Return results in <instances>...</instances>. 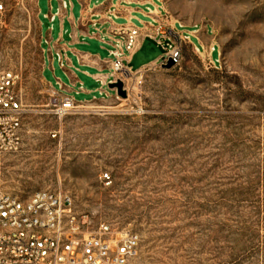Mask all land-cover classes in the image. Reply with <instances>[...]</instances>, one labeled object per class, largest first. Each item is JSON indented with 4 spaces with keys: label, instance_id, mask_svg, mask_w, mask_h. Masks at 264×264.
I'll return each mask as SVG.
<instances>
[{
    "label": "rangeland",
    "instance_id": "374dc122",
    "mask_svg": "<svg viewBox=\"0 0 264 264\" xmlns=\"http://www.w3.org/2000/svg\"><path fill=\"white\" fill-rule=\"evenodd\" d=\"M127 1L142 32L179 34L181 64L155 63L169 41L145 38L126 98L77 73L92 93L64 87L79 109L59 118L52 91L69 80L56 56L50 67L49 22L38 0H0V69L19 76L24 109L21 150L0 154V191L67 196L93 228L130 226L142 264H264V0Z\"/></svg>",
    "mask_w": 264,
    "mask_h": 264
},
{
    "label": "built area",
    "instance_id": "2783aa9c",
    "mask_svg": "<svg viewBox=\"0 0 264 264\" xmlns=\"http://www.w3.org/2000/svg\"><path fill=\"white\" fill-rule=\"evenodd\" d=\"M4 6L0 4V16ZM1 27V26H0ZM147 31V27L143 29ZM127 24L113 28L101 42L111 45V80L122 81L130 91L128 79L134 72L129 63L141 46V38H151L168 50L155 63L161 67L172 60L173 67L181 64L183 45L179 34H165L162 26L153 37ZM125 51L128 54H125ZM19 76L0 69V154L17 153L22 148L21 126L24 109L16 85ZM117 94V93H116ZM117 98L118 94L116 95ZM52 113L63 118L79 109L69 94L53 90ZM140 234L130 226L102 222L91 227L87 215L78 216L70 198L51 192H37L28 198L0 191V264H142Z\"/></svg>",
    "mask_w": 264,
    "mask_h": 264
},
{
    "label": "crops",
    "instance_id": "0c3cea01",
    "mask_svg": "<svg viewBox=\"0 0 264 264\" xmlns=\"http://www.w3.org/2000/svg\"><path fill=\"white\" fill-rule=\"evenodd\" d=\"M53 1L47 0V10L44 12L38 0V10L39 17L49 22V28L45 30L44 22L40 21V33L48 44L47 51L51 54L50 67L54 71L53 59L56 56L60 69L69 80V84L62 85L60 92L68 94L64 87L75 89L80 85L83 93L91 94L92 91L84 87V81L78 78L79 73L100 85L95 91L107 94L104 83L111 80V59L102 58L100 54H93L85 48L89 46L88 41L95 40L102 50L108 52L112 48L111 45H105L101 40L113 28L130 24L143 30L144 28L132 22L136 18L134 13H138L139 9L129 7L131 3L127 0L97 1L94 6L91 5L92 0H56V6ZM120 20L126 23H118ZM144 39L141 38V44ZM95 57H98L104 66L96 67L90 64L89 59ZM89 70L94 73L91 74ZM57 81L60 82L58 78Z\"/></svg>",
    "mask_w": 264,
    "mask_h": 264
},
{
    "label": "water",
    "instance_id": "95a60500",
    "mask_svg": "<svg viewBox=\"0 0 264 264\" xmlns=\"http://www.w3.org/2000/svg\"><path fill=\"white\" fill-rule=\"evenodd\" d=\"M174 63L172 60H169L167 64L163 65L162 67L164 69H171L173 68ZM109 89L112 91H115L118 96L121 98H126L127 97V92L124 90V84L122 81H117V82H112L109 84Z\"/></svg>",
    "mask_w": 264,
    "mask_h": 264
}]
</instances>
